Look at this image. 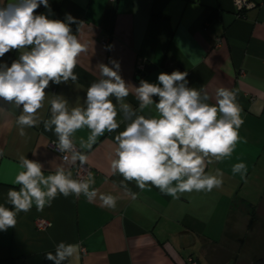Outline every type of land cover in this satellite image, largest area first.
I'll list each match as a JSON object with an SVG mask.
<instances>
[{
	"label": "crops",
	"instance_id": "0c3cea01",
	"mask_svg": "<svg viewBox=\"0 0 264 264\" xmlns=\"http://www.w3.org/2000/svg\"><path fill=\"white\" fill-rule=\"evenodd\" d=\"M6 2L0 0V4ZM49 5L50 14L43 5L37 14L62 21L70 14L81 24L79 32L76 23L70 27L87 51L75 68V83L50 82L45 89L41 121L50 119V101L56 96L66 99L69 108L84 106L87 88L100 78L97 65L111 67L110 60H116L130 86L124 102L134 110L139 108L134 88L140 80L156 83L160 73L175 70L188 73L189 87H204L212 98L209 103L215 102L218 88L235 90L244 121L239 129L242 140L231 158L213 161L206 168L213 174L222 170L220 188L183 193L174 199L155 187L141 191L134 181L125 182L129 192L137 194L132 199L121 187L123 178L110 170L114 137L128 122L120 112L122 123L116 132L99 137L91 150L80 149L93 169V187L116 196V207H103L98 199L89 202L82 195H58L43 211L33 206L27 213L20 212L16 227L0 231V264H54L46 253H54L61 241L80 245L79 254L63 264H186L188 257L198 264H232L227 239L243 222V212L234 210L235 203L264 200V0H252L242 15L234 11L231 0H49ZM19 55L10 51L0 63L10 66ZM141 60L147 70L137 75ZM153 99L158 102V97ZM0 108L4 109L0 112L4 153L0 156V205L12 208L7 193L19 188L14 185L19 157L38 160L46 175L61 163V157L49 146L56 140L54 131H46L41 122L25 128L22 137L16 125L21 108L2 100ZM136 114L151 117L155 109ZM89 134L86 127L74 134L78 149ZM239 162L247 165L245 179L232 173V166ZM38 218L48 220L46 230L35 228Z\"/></svg>",
	"mask_w": 264,
	"mask_h": 264
},
{
	"label": "clouds",
	"instance_id": "9594fccd",
	"mask_svg": "<svg viewBox=\"0 0 264 264\" xmlns=\"http://www.w3.org/2000/svg\"><path fill=\"white\" fill-rule=\"evenodd\" d=\"M41 5L51 13L49 0H7L0 4V58L13 50L20 52L10 66L0 63V100L21 108L16 118L20 136H26L25 128L42 122L46 131H54L55 148L63 155L61 163L47 175L38 160L19 157L20 170L14 178L19 188L7 193L12 208L0 205V231L16 227L18 213H27L33 206L43 211L58 195H82L89 202L98 199L101 206L114 209L117 197L93 187L91 171L74 174L71 169L77 164L83 169L88 162V155L80 149L91 150L99 137L120 128V112L128 122L114 137L110 170L123 178L121 187L132 199L137 194L130 193L125 182L134 181L141 191L155 187L174 199L183 193L220 188L222 170L216 169L213 174L206 168L213 161L231 158L241 142L242 108L236 91L223 87L216 90L215 102L209 103L212 98L204 87L188 86L187 72L160 73L156 83L140 80L134 88L139 108L134 110L124 102L130 86L120 75V63L110 60L111 67L100 63V78L87 88L84 106L69 108L66 99L56 96L50 101V119L41 121L39 110L45 105V89L50 82L75 83V68L87 51V45L70 27L76 23L79 32L80 22L70 14L64 21L36 14ZM111 47L107 46L109 50ZM150 107H154L155 115L136 114ZM85 127L90 134L87 140H80L78 149L73 136ZM232 173L245 179L247 165L234 164ZM79 251L78 243L61 241L54 253H46V259L63 264Z\"/></svg>",
	"mask_w": 264,
	"mask_h": 264
},
{
	"label": "rangeland",
	"instance_id": "374dc122",
	"mask_svg": "<svg viewBox=\"0 0 264 264\" xmlns=\"http://www.w3.org/2000/svg\"><path fill=\"white\" fill-rule=\"evenodd\" d=\"M234 210L243 212V222L241 229L227 239L233 253L232 264H256V260L264 257V200L254 204L236 202Z\"/></svg>",
	"mask_w": 264,
	"mask_h": 264
},
{
	"label": "built area",
	"instance_id": "2783aa9c",
	"mask_svg": "<svg viewBox=\"0 0 264 264\" xmlns=\"http://www.w3.org/2000/svg\"><path fill=\"white\" fill-rule=\"evenodd\" d=\"M234 11L237 13V15H242L250 6L252 3V0H231ZM147 70V65L145 61L141 60L137 62L136 65V73L137 75H140L141 73L145 72ZM50 148L55 151L60 157L63 155L62 153H59L57 149L55 148L54 141L49 144ZM77 171H91L93 174V169L91 166L86 164L83 169H80L79 165L77 164L74 166L73 173L75 174ZM50 223L48 220L43 218H38L35 220V228L40 231H44L48 228ZM81 250L84 251V249L81 247ZM186 264H198L196 260L192 257H188Z\"/></svg>",
	"mask_w": 264,
	"mask_h": 264
},
{
	"label": "water",
	"instance_id": "95a60500",
	"mask_svg": "<svg viewBox=\"0 0 264 264\" xmlns=\"http://www.w3.org/2000/svg\"><path fill=\"white\" fill-rule=\"evenodd\" d=\"M262 261H264V257L257 260V262H260V263H262Z\"/></svg>",
	"mask_w": 264,
	"mask_h": 264
},
{
	"label": "flooded vegetation",
	"instance_id": "af4514ba",
	"mask_svg": "<svg viewBox=\"0 0 264 264\" xmlns=\"http://www.w3.org/2000/svg\"><path fill=\"white\" fill-rule=\"evenodd\" d=\"M256 264H261L260 262H257V260H256V262H255Z\"/></svg>",
	"mask_w": 264,
	"mask_h": 264
},
{
	"label": "trees",
	"instance_id": "16d2710c",
	"mask_svg": "<svg viewBox=\"0 0 264 264\" xmlns=\"http://www.w3.org/2000/svg\"><path fill=\"white\" fill-rule=\"evenodd\" d=\"M42 6V5H41ZM39 9V8H38ZM38 9L36 10V14H37V12H38Z\"/></svg>",
	"mask_w": 264,
	"mask_h": 264
}]
</instances>
